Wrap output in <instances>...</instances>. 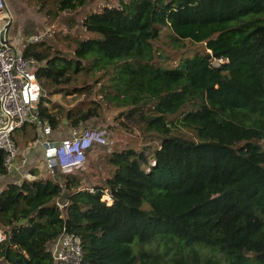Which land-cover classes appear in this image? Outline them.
Instances as JSON below:
<instances>
[{"label":"trees","instance_id":"16d2710c","mask_svg":"<svg viewBox=\"0 0 264 264\" xmlns=\"http://www.w3.org/2000/svg\"><path fill=\"white\" fill-rule=\"evenodd\" d=\"M53 1L73 11L87 0ZM80 25L86 38L70 58L42 41L21 50L39 64L38 117L53 131L63 118L67 127L98 118L95 98L67 109L42 103L84 94L85 83L66 88L83 71L106 74L101 93L144 108L141 137L154 145L109 153L111 172L91 187L35 170L5 184L0 264H53L48 248L63 228L79 237L81 264H264V0H121ZM162 36L169 50L200 52L162 67Z\"/></svg>","mask_w":264,"mask_h":264},{"label":"rangeland","instance_id":"374dc122","mask_svg":"<svg viewBox=\"0 0 264 264\" xmlns=\"http://www.w3.org/2000/svg\"><path fill=\"white\" fill-rule=\"evenodd\" d=\"M88 2L78 8L76 12L72 11H57L56 4L53 0H5L4 11L0 15H6L5 20H11L9 30L7 31V39L11 45L17 50L25 44L29 35L37 34L49 28L50 34L42 42L49 45L53 50L60 51L66 58L71 57V51L74 48L75 41L86 38V34L81 32L80 22L84 14L89 10H97L102 5L117 6L121 0H87ZM124 1V0H122ZM82 16V18H81ZM81 18V20H80ZM257 20L253 17L250 22ZM246 22V21H245ZM164 34V32H162ZM161 41L154 45L156 49H164L168 56L167 61H157L159 56L155 54L154 63L157 62L162 67H174L179 57H190L194 53L200 52V45L185 43L182 48L175 51L169 50L167 40L164 36ZM165 43V44H164ZM170 58L169 56H172ZM75 82L71 81L66 85V88L82 86L83 83L87 85L84 94L63 96L62 93H56L48 96L47 107L52 105H59L63 109L73 107L79 102H88L90 99H97L100 101V115L98 118L81 124V129H98L104 130L110 138L111 144L109 148H96L86 153L85 164L76 171L70 173L77 176L83 188L91 187L94 184H100L111 172V167L107 164L108 155L111 152H118L126 148H132L140 152L143 147L147 145L153 146L154 143L143 140L141 137L142 124L139 122L138 115L144 108H139V112H131L132 107H118L106 100L107 92L101 93L100 86L107 87V76L104 78L99 73H92L90 71L82 72L75 78ZM61 116H59L60 118ZM178 119V117H175ZM65 121V123H62ZM66 120H61V125L56 131H53V139L57 136L64 137L68 134L70 127L66 126ZM13 141L20 148L30 146V151L37 150L41 154L40 141L37 140L36 129L33 126L27 125L18 129L12 135ZM35 145L32 143L35 142ZM264 144V141L262 142ZM151 150H146L145 155L150 162ZM37 164L40 169L34 167L26 168L25 172L35 170L42 176L41 179H49L51 174L45 169L42 159ZM58 173H55L56 176ZM11 177L2 178L0 183L2 187L11 183ZM29 179V178H28ZM107 196L103 195L102 200ZM105 201V200H104ZM53 264H56L53 262Z\"/></svg>","mask_w":264,"mask_h":264},{"label":"built area","instance_id":"2783aa9c","mask_svg":"<svg viewBox=\"0 0 264 264\" xmlns=\"http://www.w3.org/2000/svg\"><path fill=\"white\" fill-rule=\"evenodd\" d=\"M4 0H0V14L4 11ZM6 15H0V31L6 23ZM49 28L29 35L25 44L15 49L5 39L12 49L0 43V153L1 167L4 175L19 174L27 165V150L19 148L12 139L18 129L30 125L36 129L37 140L40 141L41 157L45 169L51 174H70L79 170L86 161L85 153L93 146L109 148L111 141L104 130L81 129L78 126L70 127L64 137L57 136L53 139V130L44 118H39L37 107L41 97V88L36 80L34 71L38 63L32 57H24L22 48L27 44H34L49 36ZM47 107V103H42ZM32 143V145L37 142ZM3 175V176H4ZM18 178L13 184H18ZM109 202V198H104ZM56 206L61 207L56 202ZM4 235L0 233V242ZM49 253L56 264H81L82 247L78 236L66 233L63 228L61 233L49 245Z\"/></svg>","mask_w":264,"mask_h":264},{"label":"crops","instance_id":"0c3cea01","mask_svg":"<svg viewBox=\"0 0 264 264\" xmlns=\"http://www.w3.org/2000/svg\"><path fill=\"white\" fill-rule=\"evenodd\" d=\"M88 1H86L85 2V4L87 3ZM4 4H5V0H4ZM85 4H83L82 6H84ZM106 5H107V3H105ZM82 6H80V7H77L76 9H78V8H81ZM73 10L72 12H76V11H78V10ZM94 10V9H93ZM81 18H82V16H81ZM81 18H80V20H81ZM8 19V18H7ZM81 32H83V30H82V28H81ZM20 148V147H19ZM40 159H42V157H41V154H40V152L39 151H37V150H32V151H30L29 149L27 150V164H28V168H30V167H34V168H36V169H40V167H39V165L37 164V162L40 160ZM37 177H41L42 175L38 172L37 173V175H36ZM5 177H11L10 179H11V183H13L14 181H16L18 178H26L27 176H26V172H25V169H23L22 171H21V173H20V175L19 174H15V173H10V174H8V175H4V176H0V181L2 180V178H5ZM28 177H30V178H33L34 176H28ZM2 188V184L0 183V189Z\"/></svg>","mask_w":264,"mask_h":264},{"label":"water","instance_id":"95a60500","mask_svg":"<svg viewBox=\"0 0 264 264\" xmlns=\"http://www.w3.org/2000/svg\"><path fill=\"white\" fill-rule=\"evenodd\" d=\"M10 23L11 20L8 18L6 23L3 25L2 30L0 31V43L9 49H12V47L7 43V40L5 39V36L7 35V31L9 30ZM62 123H65V121H62Z\"/></svg>","mask_w":264,"mask_h":264}]
</instances>
